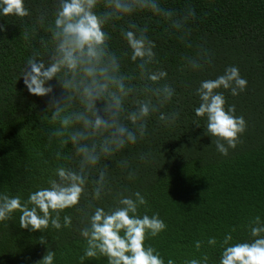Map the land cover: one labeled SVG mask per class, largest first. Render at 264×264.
<instances>
[{
	"label": "clouds",
	"instance_id": "clouds-1",
	"mask_svg": "<svg viewBox=\"0 0 264 264\" xmlns=\"http://www.w3.org/2000/svg\"><path fill=\"white\" fill-rule=\"evenodd\" d=\"M0 15L23 20L32 18L33 10L26 0H0ZM141 16L143 23L137 19ZM197 19L191 4L177 9L164 0H52L35 8L31 30L22 32L32 41V52L20 77L31 95L48 97L42 122L49 127L41 132L48 146L55 144L51 159L56 164L46 184L30 189L26 198L0 191V223L7 227L19 213L21 229L47 233L49 228H71L73 216L67 210H73L85 242L79 264L101 258L106 264H176L149 242L167 230L165 220L158 212L148 214L149 202L141 191L116 186L106 162L114 161L124 180L135 181L139 167L133 161L148 165L154 156L151 150L135 157L122 154L148 139L152 121L157 127L178 125L181 97L150 34L151 22L164 25L162 35L185 49L179 71L197 73L213 65L211 50L191 39ZM3 31L6 26L0 24ZM113 33L124 42L119 52L112 47ZM247 86L239 67L229 65L190 92L198 98L195 117L205 120L206 135L215 138L212 143L223 156L243 143L248 128L224 93L236 97ZM55 87L61 89L59 95ZM195 125L201 127L199 119ZM246 228V240L234 241L232 228L220 240L194 241L195 252L201 254L183 264H210L208 253L201 251L205 243L219 246L218 264H264V219L255 215ZM39 243L48 245L47 237L41 235ZM55 257L48 246L35 264H55Z\"/></svg>",
	"mask_w": 264,
	"mask_h": 264
},
{
	"label": "trees",
	"instance_id": "trees-1",
	"mask_svg": "<svg viewBox=\"0 0 264 264\" xmlns=\"http://www.w3.org/2000/svg\"><path fill=\"white\" fill-rule=\"evenodd\" d=\"M52 0H26L33 10L32 18L0 15V191L20 193L25 198L30 189L45 185L56 161L51 159L55 144L47 145L41 128L48 97L31 95L20 72L32 52V41L25 40L23 28L31 30L35 8ZM167 7L182 9L191 4L198 19L191 24L195 43H202L213 53V65L204 72L179 71V57L185 51L172 37L163 36L164 25L151 22V35L158 45L163 66L169 78L176 81L182 113L177 126L157 127L150 124L151 135L145 141L129 146L122 155L135 157L151 150L154 159L138 165L135 181L123 179L114 161H107L116 186L127 184L132 191H141L148 200V214L158 212L168 227L149 241L167 260L176 264L195 252L194 241L208 237L222 239L232 228L235 240L249 238L246 225L250 218L264 219V0H164ZM143 23L144 17H138ZM112 47L118 52L124 42L113 33ZM236 65L247 79L245 92L233 97L225 91L227 103L236 105V114L248 123L243 143L228 156L216 151L206 135L205 120L195 117L198 98L190 95L200 80L222 74L225 67ZM20 77V78H19ZM54 86L56 81L50 82ZM187 84L189 87H184ZM223 91V90H222ZM57 95L61 89L55 87ZM199 119L200 126L195 125ZM205 128V129H204ZM71 145H69V148ZM117 156L116 159H119ZM48 160V163L45 161ZM144 212V209H141ZM71 228L47 233L19 227V213L6 227L0 223V264H35L48 246L56 252L55 264H79L85 242L78 232L79 217L73 210ZM45 235L48 245L40 244ZM210 264H218L220 248L205 243ZM85 264H106L104 258Z\"/></svg>",
	"mask_w": 264,
	"mask_h": 264
}]
</instances>
